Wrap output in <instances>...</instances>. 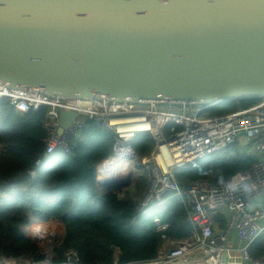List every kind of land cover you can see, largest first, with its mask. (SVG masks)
Here are the masks:
<instances>
[{
    "label": "water",
    "instance_id": "1",
    "mask_svg": "<svg viewBox=\"0 0 264 264\" xmlns=\"http://www.w3.org/2000/svg\"><path fill=\"white\" fill-rule=\"evenodd\" d=\"M0 85L132 103L262 100L264 0H0ZM76 118L61 111L57 135Z\"/></svg>",
    "mask_w": 264,
    "mask_h": 264
},
{
    "label": "built area",
    "instance_id": "2",
    "mask_svg": "<svg viewBox=\"0 0 264 264\" xmlns=\"http://www.w3.org/2000/svg\"><path fill=\"white\" fill-rule=\"evenodd\" d=\"M2 98H8L17 113L48 108L43 121L49 133L45 157L57 149L70 153L69 143L80 136L83 117L111 132L112 155L96 166V187L100 195L113 192L122 198L134 186L141 162L148 172L149 188L139 203L140 216L164 207L170 199L189 208L188 218L193 226L191 237L169 241L165 233L169 224L156 215L153 224L164 243L157 259L140 264H264V257L253 259L250 254L251 246L264 233V207H253L264 195V99L233 113L208 116L204 112L212 107L156 101L63 99L43 92L9 89L5 85H0ZM61 111L76 112L77 118L58 136ZM142 134H149L155 142L153 153L144 158L133 148V141ZM236 143L240 154L254 160L249 170L239 171L220 184L208 180L179 184L176 169ZM219 217L225 221L223 227L217 220ZM53 223L56 222L34 221L30 225L31 231L35 227H41L44 233L50 229L45 235H51L52 239L48 236L34 238L30 230L24 235L37 247L52 246L60 236L57 230L52 233ZM42 254L45 259L40 264H53L54 251ZM66 257V264H76L75 252H68ZM17 262L35 264L28 260L0 258V264Z\"/></svg>",
    "mask_w": 264,
    "mask_h": 264
},
{
    "label": "trees",
    "instance_id": "3",
    "mask_svg": "<svg viewBox=\"0 0 264 264\" xmlns=\"http://www.w3.org/2000/svg\"><path fill=\"white\" fill-rule=\"evenodd\" d=\"M261 100L215 106L205 115L223 116L249 108ZM47 107L17 113L8 98L0 99V258L40 264L45 259L23 233L34 221L57 222L64 227L54 249L53 264H66L68 252L77 254L76 264H140L157 259L164 241L153 224L156 215L169 224V241L191 237L188 209L170 199L147 216L138 213L149 188L140 178L122 198L96 187V166L112 155L113 135L92 121L84 123L80 136L70 141V153L57 149L45 157L49 136L43 121ZM133 148L140 158L150 156L155 142L139 135ZM236 143L203 160L175 170L179 184L208 180L220 184L237 172L249 170L254 160L239 153ZM168 196V195H167ZM218 222L223 227L224 219ZM253 258L264 257V233L250 248ZM15 264H23L17 262Z\"/></svg>",
    "mask_w": 264,
    "mask_h": 264
},
{
    "label": "rangeland",
    "instance_id": "4",
    "mask_svg": "<svg viewBox=\"0 0 264 264\" xmlns=\"http://www.w3.org/2000/svg\"><path fill=\"white\" fill-rule=\"evenodd\" d=\"M138 177L135 179V181H134V186H135V184H136V182L140 179V178H143V179H146V180H149V177H148V172H147V170H146V168H145V166H143L142 164H141V162L139 163V167H138ZM134 186L133 187H131L129 190H131L132 188H134ZM53 226H55L54 228L57 230V231H59V233H60V236H59V238L55 241V244L54 245H52V246H46V244L45 245H42V246H38V249L42 252V253H46V251H47V253H50V252H53L54 251V249H55V247H56V245L61 241V239H62V237H63V233H64V227L62 226V224H60V223H53ZM30 229V226H27V227H24L23 228V233L24 234H26L27 232H29L28 230ZM54 261V260H53Z\"/></svg>",
    "mask_w": 264,
    "mask_h": 264
},
{
    "label": "bare ground",
    "instance_id": "5",
    "mask_svg": "<svg viewBox=\"0 0 264 264\" xmlns=\"http://www.w3.org/2000/svg\"><path fill=\"white\" fill-rule=\"evenodd\" d=\"M33 227H35V226H33ZM33 227H31V228H33ZM30 230V229H29ZM49 231H50V229H49ZM49 231H45V233H49ZM52 233H54L55 231H56V229L55 228H53L52 230ZM30 233H32V236L34 237V238H41V237H43V238H47V236H48V238L49 239H52V237H51V235H45V233L43 232V230H42V228L41 227H35L34 229H32V231L30 230Z\"/></svg>",
    "mask_w": 264,
    "mask_h": 264
},
{
    "label": "crops",
    "instance_id": "6",
    "mask_svg": "<svg viewBox=\"0 0 264 264\" xmlns=\"http://www.w3.org/2000/svg\"><path fill=\"white\" fill-rule=\"evenodd\" d=\"M253 207H256V208H262V207H264V195L262 196L261 199H259L257 202H255V204H254ZM232 242L233 243H236V240H232ZM253 259H255V258H253ZM256 259H259V258H256Z\"/></svg>",
    "mask_w": 264,
    "mask_h": 264
}]
</instances>
